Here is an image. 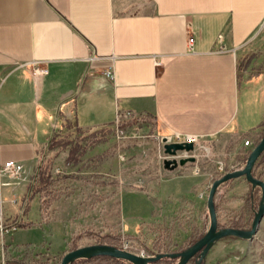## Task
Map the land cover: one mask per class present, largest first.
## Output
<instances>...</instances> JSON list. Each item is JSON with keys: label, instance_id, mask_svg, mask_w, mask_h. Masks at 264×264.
Masks as SVG:
<instances>
[{"label": "crops", "instance_id": "crops-1", "mask_svg": "<svg viewBox=\"0 0 264 264\" xmlns=\"http://www.w3.org/2000/svg\"><path fill=\"white\" fill-rule=\"evenodd\" d=\"M263 19L264 0H0V168L8 159L22 165L0 172L3 226L22 220L27 225L11 231L27 232L59 222L60 252L67 249L66 219L41 220L38 206L33 217H16L36 150L67 119L93 129L121 113H150L161 136L178 130L211 139L223 131L254 143L264 131V28L256 32ZM38 60L47 71L33 78ZM195 165L177 166L152 193L203 194L207 173ZM2 244L52 255L45 264L61 256L26 240Z\"/></svg>", "mask_w": 264, "mask_h": 264}, {"label": "rangeland", "instance_id": "rangeland-1", "mask_svg": "<svg viewBox=\"0 0 264 264\" xmlns=\"http://www.w3.org/2000/svg\"><path fill=\"white\" fill-rule=\"evenodd\" d=\"M139 118L140 120L134 125L121 124L120 127L117 121H113L108 125L96 127L95 130H91L93 132L81 129V134L89 135L93 138L92 141L99 140V142L90 147L82 140L80 145L84 144L86 148L82 154H78V160L73 164H64L66 151L57 152L53 165L58 166V170L53 168L52 172L64 176L72 175V177L57 186L59 191L66 193V196L61 195L57 201L50 204L48 218L66 219L65 232L68 240L77 234L98 235L105 231L118 230L120 233H129L134 245L149 248L153 240L158 238L163 247L168 246L176 251L181 243L194 238V231L200 233V230L204 229L201 235L204 233L209 224L205 206L207 189L202 195L203 198L196 195V190H193L190 197L186 198L170 195L160 197L158 192L152 193L153 188L160 191L163 179L171 170L162 169V144H160L159 131L155 122L152 121L153 118L148 121L145 116H142V119ZM54 129L61 130L56 126ZM245 137L222 131L211 139L199 140L200 143L194 151L196 158L193 162L196 161L195 166L198 169L205 170L209 184L216 178L217 161H220L225 169L240 167L238 163L243 152L251 149L256 142L255 138L254 143L249 142L248 148L240 150L238 143L243 144ZM40 153L41 150H36L35 166ZM257 160H260L264 171V152ZM190 163L192 162L187 164L190 165ZM35 166L31 171L32 174ZM194 170L196 171V168ZM249 187L246 181L240 178L230 183V186L216 192L214 204L220 208L219 220L225 216L231 218L237 214L244 204L245 192ZM23 195L24 193L16 195L19 203L24 206L22 213L16 210V217L31 218L37 206V198L35 195L24 198ZM6 204L4 188L0 186V224L2 226L1 219ZM12 205L17 209L16 204ZM151 207H153L152 212ZM260 220L256 235L251 239L219 238L207 251L202 264H264V214ZM122 223L125 227L121 226ZM62 229L61 224L56 222L45 227L34 225L27 232L18 229L16 232L5 233L0 237V264H14L11 262L18 256L20 259L17 260L21 263L45 264L44 260L52 255L37 252L36 257L31 256L30 253L26 256L24 248L11 247L5 250L2 243L7 238L16 243L26 240L32 247L47 249L49 254L56 255L65 245ZM23 236L25 239H20ZM87 240V237H82L80 243L87 244ZM2 247L3 250H1ZM193 261L190 259L189 262L194 264ZM58 262L55 263L58 264ZM175 263L176 260L171 258L170 264Z\"/></svg>", "mask_w": 264, "mask_h": 264}, {"label": "trees", "instance_id": "trees-1", "mask_svg": "<svg viewBox=\"0 0 264 264\" xmlns=\"http://www.w3.org/2000/svg\"><path fill=\"white\" fill-rule=\"evenodd\" d=\"M127 114L128 115L121 113L118 116L117 118L118 126L121 127V124L134 125V123H137L138 120H140L139 117H141L142 119V116H145V119H147V121L148 119L153 118L152 121L155 122L154 116L150 113L132 114L128 112ZM64 121L65 123H63V128H61L60 131L54 129V131L51 134L52 136H50L49 140H47V146L45 147V149H42L41 153L37 157V163H36L35 169L27 185L28 197L31 195L36 196L39 216H41L40 219L44 221L48 219V213H49L48 208L50 207V204L53 203L54 201H57V199L61 195L66 196V193L59 191L58 190L59 188H57V186L61 185L64 180L72 177V175L64 176V175L58 174L57 172L56 173L52 172L53 168L58 170V166L55 167L53 165L54 163L53 161L55 159L57 152L60 150L66 151V155L63 161L65 165H69V164H73L77 162L78 156H79L78 154H82V152H84V149L86 148L84 147V144L87 143L91 147V146H95V144L99 142V140L92 141L93 138H90L91 136L89 137V135L84 136L85 134L84 135L81 134L82 132L81 129H84V130L88 129L90 130V132H93L91 130H95L96 127H94L93 129L79 128V127H76V124L71 119H67ZM70 128H73V129H70ZM68 134H72V135L74 134V135L69 136ZM258 137H260V135ZM258 137H256L255 139L256 142H257ZM82 140L84 141V144L80 145V142ZM248 151L249 150H246L243 152V156H241L238 166L243 165L245 156H247ZM219 175H220V172L216 171V174H215L216 178ZM252 175L256 178L258 177V178L263 179L264 171H263V167L260 165V160L256 161L254 165V169H252ZM240 178L245 180V178L242 176L238 178L237 177L232 178L230 179V181L226 183L225 182L221 183L218 186L216 192H218L221 188L228 186L232 182V180H235V179L238 180ZM246 183L248 184V186H250L248 181H246ZM258 192H259L258 187L254 189H251V187H249L247 191L245 192L246 196H244L243 206L241 207L240 210H238L237 214H234V216H232L231 218L225 216L219 220L218 210L220 208H218L217 204H214V209L216 210L215 211L216 219L218 222L217 226L218 227L219 226H226V227L233 226V227H239L242 229H246V227H248L249 223L251 222L250 220L252 218V210L256 208V204L258 201V195H259ZM21 225H27V223H25L22 220H18L16 223H14L15 227H18ZM203 230L204 229L200 230L201 231L200 233L194 231V235H193L194 238L192 240L186 241L185 243H181L176 249V251H180V249L184 248L185 246L187 247L188 245L193 243V241L196 238L200 237ZM82 237L88 238L86 243H92V242L93 244L106 243L107 245H110V246L114 245L118 247H121L122 241L129 239L128 241L131 247H133V249L143 248L149 255L150 254L152 255L155 252L162 253L166 251H174L168 248V246L163 247L160 241L158 240V238L153 240L149 248H146L145 246H141V245H134L131 241V237L129 233L127 232L125 234L120 233L118 230H112L109 232L105 231L103 233H99L98 235H93L91 233L86 234V235L77 234L76 236H73L72 238L68 240V243H66L67 249L73 248L78 245L80 246L86 245V244L80 243V239ZM189 261L186 262V264H192ZM170 262H171V258L161 259V260L158 259L153 264H170ZM11 263L17 264V262H14V260H12ZM69 264H132V263L129 261L122 260L120 258H116V257L112 258V257H108L107 255H100L96 257L92 256L87 259L76 258V259H73V261H71Z\"/></svg>", "mask_w": 264, "mask_h": 264}, {"label": "water", "instance_id": "water-1", "mask_svg": "<svg viewBox=\"0 0 264 264\" xmlns=\"http://www.w3.org/2000/svg\"><path fill=\"white\" fill-rule=\"evenodd\" d=\"M54 126L52 127L53 131ZM52 134V132H51ZM50 134V135H51ZM52 136V135H51ZM49 140V138H48ZM258 141L252 146L245 156L243 165L240 167H235L229 171L221 173L217 178L213 179L211 184H209L206 192L205 206L208 214V222L204 233L201 237L196 238L193 243L180 249V251H166V252H155L153 255L149 256H139L134 252L129 250L120 249L117 246H110L106 243H87L86 245H78L73 248L65 249L59 258L58 264H69L73 259H87L89 257H96L100 255H107L108 257H116L125 261H129L132 264H153L158 259L173 258L176 260L175 264H186L190 259H193L194 264H202L207 251L209 248L222 237H237L242 240L251 239L254 237L259 227V222H261V217L264 214V180L261 178H256L252 175V169L259 155L264 152V131L257 139ZM163 152L166 156L161 161L162 169L173 171L177 166L185 165L189 162H193L196 158L193 154H189L187 157H181L175 160V158L168 157L167 155H174L176 150H182L189 152L193 148V143L189 142H175L169 143L165 142V137L161 138ZM244 177L246 181L250 184L251 189L259 188V197L257 202V209L252 212L251 222L249 227L242 229L239 227H226L217 226L218 222L216 219L215 209H214V197H216V190L221 183H226L230 179L235 177Z\"/></svg>", "mask_w": 264, "mask_h": 264}, {"label": "built area", "instance_id": "built-area-1", "mask_svg": "<svg viewBox=\"0 0 264 264\" xmlns=\"http://www.w3.org/2000/svg\"><path fill=\"white\" fill-rule=\"evenodd\" d=\"M263 28H264V21L260 24V26H258L256 32L260 31ZM192 38H193V36H190V35H189V37H187V43L188 44L191 43ZM219 48L222 49L220 46H219ZM92 57H94V56H92ZM31 69H32L31 75L33 78H37L40 74H44L47 71L46 67L44 65H41L39 60L31 63ZM103 75L105 77L111 78L112 77L111 69L110 68L105 69V71L103 72ZM127 113L128 112H125V114H127ZM117 118H118V116H116L114 118L115 121H118ZM162 136L165 137V142H169V143H175V142H180V141H182V142L191 141L193 143V148L189 152L183 151V149H182V150H176L175 154L172 156L167 155L168 157L175 158V160L178 158H181V157H187L189 154H193L195 156L194 151L197 149V145L200 143L199 140L201 139L198 135H196L194 133H189V132L183 133V132H180L178 130H175L174 132H170V133L168 132V133L162 134ZM162 136L161 135L159 136L160 144H162V142H161ZM243 141H244L243 142L244 145H248L250 142V140H248V139H244ZM161 148H162V146H161ZM162 153H163L162 157L164 158L166 156V154L163 152V148H162ZM21 168H22L21 163L13 162V161H10V159H8L2 163V166L0 168V172L3 170H9L11 173L16 174L19 170H21ZM216 169H218L217 171L220 172V174H221L223 172L229 171L230 169H234V167H230V169H225V168H223L222 163L220 161H217ZM196 171H197V169H196ZM207 188H208V186H207ZM203 194H200L199 197L203 198L204 197V196H202ZM11 201L14 202V199H12ZM14 228H15L14 224L13 225L11 224L9 226H2V224H0V237H2L8 231L14 230ZM128 240L129 239L122 241L120 249L129 250V251L134 252L136 255H139V256L140 255L141 256H146V255L149 256V254H147V252L143 248H140V249L134 248L133 249V247H131Z\"/></svg>", "mask_w": 264, "mask_h": 264}]
</instances>
